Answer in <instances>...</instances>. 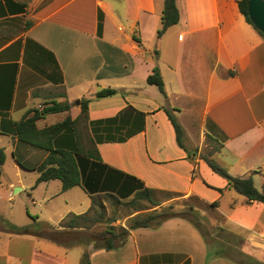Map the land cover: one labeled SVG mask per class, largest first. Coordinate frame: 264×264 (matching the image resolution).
I'll list each match as a JSON object with an SVG mask.
<instances>
[{
    "label": "crops",
    "instance_id": "0c3cea01",
    "mask_svg": "<svg viewBox=\"0 0 264 264\" xmlns=\"http://www.w3.org/2000/svg\"><path fill=\"white\" fill-rule=\"evenodd\" d=\"M176 2L179 22L158 37L165 0H0V145L6 153L0 200L14 202V193L26 191L44 226L29 234L0 229V264H76L67 246L39 230L85 213L93 195L127 199L146 187L156 199L167 195L158 199L163 204L191 199L205 214L217 212L209 216L213 232L170 218L132 230L121 248L89 245L90 264H264V203H248L203 158L206 148H215L210 157L234 176L251 175L263 190L264 35L239 0ZM156 67L165 94L147 82ZM107 87L125 93L96 98ZM82 99H90L89 118L76 128L88 147L94 146L89 122L126 107L146 114L145 128L126 141L97 144L98 158L80 157L81 185L36 184L48 151L20 140L13 123L53 102L71 108L43 115L38 128L75 119ZM167 110L183 129L180 138ZM55 114L62 118L52 119ZM66 137L64 145L75 147L78 135ZM8 151L14 174L5 170Z\"/></svg>",
    "mask_w": 264,
    "mask_h": 264
},
{
    "label": "trees",
    "instance_id": "16d2710c",
    "mask_svg": "<svg viewBox=\"0 0 264 264\" xmlns=\"http://www.w3.org/2000/svg\"><path fill=\"white\" fill-rule=\"evenodd\" d=\"M248 3L249 0H239V8L246 19L254 24L248 13ZM179 20L180 13L176 0H165L162 25L158 30V37L162 36L170 26L177 24ZM259 31L264 35L261 30ZM147 82L158 86L162 93L165 94L164 80L158 67L154 68L153 73L148 76ZM118 93L124 94L125 92L112 87L99 88L95 96L96 98H106ZM89 102L90 99H82V110L77 118L72 119L71 116H68L63 121L42 129L37 126L39 118L49 113L67 111L71 108V104L49 103L41 111L36 110L33 115L13 123L15 127L14 133L20 140L48 151L45 160L37 167L40 176L36 184L52 179H60L63 184V190L81 185V172L78 164L80 157L88 155L98 158L100 155L97 144L123 142L145 128L146 114L131 106L126 107L116 116L89 122L93 133L94 146L87 149L80 144V134L76 127L81 121H88ZM167 112L180 138L183 129L173 113L170 110H167ZM69 132L73 135H78L77 142L79 143L75 147H69L68 149L64 143L68 141L66 136ZM203 158L215 172L228 180L229 187L246 196L248 203L253 201L264 203V188L259 190L254 185L251 175L245 177L234 176L224 166L220 165L214 157L204 156ZM5 159V150L0 145V175ZM144 200L149 201L150 204L141 203ZM121 203L130 206L132 209L122 216L128 217L124 224H116L115 222L118 218L109 219L110 217L106 216L109 207L116 210ZM150 207L157 208L147 211ZM174 217L189 219L199 229L205 230V227L200 222V216L193 206L177 209L174 204H163L162 201L155 198L154 191L146 187L135 191L127 199H122L110 192L93 195L91 207L85 213H71L62 220L59 227L49 224L46 231H39L40 234L66 246L82 244L86 248L82 264H90L87 250L89 245L93 244L94 248H105L107 250L118 249L126 244L132 230L137 228H157L167 219ZM96 226H103V228L96 229ZM5 228L15 234L32 233L31 229L26 226H17L11 223L6 224ZM84 231L87 234L83 235ZM80 233L82 235L79 236Z\"/></svg>",
    "mask_w": 264,
    "mask_h": 264
},
{
    "label": "rangeland",
    "instance_id": "374dc122",
    "mask_svg": "<svg viewBox=\"0 0 264 264\" xmlns=\"http://www.w3.org/2000/svg\"><path fill=\"white\" fill-rule=\"evenodd\" d=\"M254 25V24H253ZM158 87V86H157ZM159 88V87H158ZM75 97H70L71 101H75L74 99ZM58 118H62L61 116L55 114L53 115L52 119H58ZM193 123V121H192ZM191 125V130L192 129V124ZM197 125L200 126L201 125V121L199 119V117H197ZM196 126V125H194ZM197 127V126H196ZM195 127V128H196ZM198 128V127H197ZM195 133V132H193ZM183 134V133H182ZM79 142H76V145ZM80 144L83 145L85 148L88 149V146L86 145V143L83 141V138H80ZM69 149V145L67 147ZM208 149V150H207ZM215 148H206V150L203 152V156H209L208 153H213L210 152L211 150H214ZM205 153V154H204ZM210 157V156H209ZM12 161L11 157L9 155V151H8V163L5 166V170L8 171L11 174H14L15 169L13 168V166L9 165V162ZM14 191V190H13ZM31 191V190H29ZM28 191V193H29ZM167 195L163 194V195H159V197L161 199L165 198ZM13 197L15 199L14 202L8 200V198H4L2 200H0V229H5L6 224L8 225L9 223H17V222H22V221H27V222H33L32 226H26L29 229H35L38 230L41 227L44 228L43 224L39 221V216H41V213H39L40 208L38 206H36L35 204L32 203L29 195L27 194V192H22V194H13ZM158 198V199H160ZM157 199V200H158ZM141 203L143 204H150L149 201H142ZM167 204H174L175 207L177 209H182V208H187L189 206H193L195 208V210L198 212L199 216H200V222L203 225V227H205V230L207 232L210 231L212 233L213 231V227L211 228L209 226V216H216L215 213L217 212H212L209 211L208 214H205V210L201 207H199L198 205H195V202L191 199H183V198H177V199H173L170 200L169 202L165 203ZM157 208V207H154ZM152 207H150L149 209H147V211L154 209ZM131 207L124 205V204H119L116 210H113L111 207H109L108 213L106 217H110L109 219H112L113 217L118 218V220L115 222L116 224H120V223H125L127 221L128 217H122L124 214H126L127 211H131ZM29 217H33V220H31V218ZM122 217V218H121ZM29 218V219H28ZM16 225V224H13ZM104 225V224H102ZM59 227V226H57ZM7 228V227H6ZM102 227L100 226H96V229H102ZM214 228L217 230V233H221V227H215ZM48 229V227H47ZM10 233H13L12 231L9 230ZM15 234V233H13ZM87 234L86 231L83 232V235ZM0 235L3 236V233L0 231ZM82 235L81 233L79 234V236ZM70 238V237H69ZM51 240V239H50ZM66 246V245H65ZM67 251L69 253V261L71 263H76V264H80L81 259L84 256V253L86 251V248L82 245V244H72L70 246H67ZM5 264V263H3ZM6 264H12L11 261H9Z\"/></svg>",
    "mask_w": 264,
    "mask_h": 264
},
{
    "label": "water",
    "instance_id": "95a60500",
    "mask_svg": "<svg viewBox=\"0 0 264 264\" xmlns=\"http://www.w3.org/2000/svg\"><path fill=\"white\" fill-rule=\"evenodd\" d=\"M248 13L254 25L264 33V0H249Z\"/></svg>",
    "mask_w": 264,
    "mask_h": 264
}]
</instances>
